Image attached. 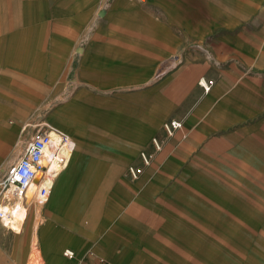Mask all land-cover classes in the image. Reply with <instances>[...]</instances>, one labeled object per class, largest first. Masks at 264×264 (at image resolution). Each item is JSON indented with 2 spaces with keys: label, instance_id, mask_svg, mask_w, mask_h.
<instances>
[{
  "label": "crops",
  "instance_id": "1",
  "mask_svg": "<svg viewBox=\"0 0 264 264\" xmlns=\"http://www.w3.org/2000/svg\"><path fill=\"white\" fill-rule=\"evenodd\" d=\"M189 1L193 9L215 12L212 38L222 49L211 54L210 91L194 86L192 101L184 100L192 107L170 118L185 130L153 155L137 180L128 168L141 164L140 152L152 154L159 137L147 142L135 122L129 132L98 133L112 148L78 147L45 197L39 221L20 231L0 226V264H27L34 236L42 264H264V0ZM3 10L2 169L31 132L20 127L28 111L18 99L25 87L9 83V44L19 36L11 38ZM20 65L15 72L26 75ZM165 117L170 120L168 112L154 120Z\"/></svg>",
  "mask_w": 264,
  "mask_h": 264
},
{
  "label": "rangeland",
  "instance_id": "2",
  "mask_svg": "<svg viewBox=\"0 0 264 264\" xmlns=\"http://www.w3.org/2000/svg\"><path fill=\"white\" fill-rule=\"evenodd\" d=\"M1 3L0 12L4 9L2 13L10 21L11 38L19 36L18 42L9 44V83L25 87L26 96L18 99L28 111L20 127H26L25 132L41 122L57 127L73 139L72 157L80 146L112 148L106 139L98 138V133L111 136L129 132L131 121L135 122L138 136L147 132V142L165 133L163 140L154 138L160 150L152 140L154 152L149 154L155 156L178 132L168 136L164 128L168 117L160 123L154 119L166 112L169 119L177 118L192 107L184 100L192 101L194 86L208 93L213 85L211 54L222 49L212 38L215 28L210 19L216 18L215 12L193 9L189 0H160L155 7L136 0ZM1 58L0 49V62ZM14 63L18 67L25 63L26 75L15 72L18 67ZM203 80L208 90L202 86ZM63 107H67L66 116L57 112ZM184 130L183 125L179 133ZM30 137L31 132L20 150ZM16 148L5 170L14 163ZM144 148L143 143L139 151ZM146 167L141 160L137 166L140 176ZM44 199L40 197L30 213L32 209L40 211ZM32 218L30 215L23 227L30 221V226L38 222L40 215ZM29 253L27 264H42L40 254L28 259Z\"/></svg>",
  "mask_w": 264,
  "mask_h": 264
},
{
  "label": "built area",
  "instance_id": "3",
  "mask_svg": "<svg viewBox=\"0 0 264 264\" xmlns=\"http://www.w3.org/2000/svg\"><path fill=\"white\" fill-rule=\"evenodd\" d=\"M136 1L145 3L147 0ZM204 88L209 89L207 86ZM164 128L168 136H173L176 132L183 130V125L180 120L171 119L164 124ZM154 144L157 150L161 149L157 139H154ZM74 149L75 143L67 133L48 123L41 122L35 125L18 160L12 163L7 170L0 168L3 174L0 177V221L10 216L12 209L18 210L20 206L26 204L25 194L29 188L36 186L35 180L39 173L44 174L46 184L49 181L46 174L52 176L51 188L44 185L39 188L40 194L49 198L54 181L67 168ZM140 157L143 165H150L151 154L143 151ZM140 171L139 168L130 166L127 174L132 180H137ZM65 255L73 257L74 253L66 250Z\"/></svg>",
  "mask_w": 264,
  "mask_h": 264
},
{
  "label": "bare ground",
  "instance_id": "4",
  "mask_svg": "<svg viewBox=\"0 0 264 264\" xmlns=\"http://www.w3.org/2000/svg\"><path fill=\"white\" fill-rule=\"evenodd\" d=\"M54 128H56V127H54ZM54 138H56V136H54ZM45 164H47V162H45ZM46 177L49 178L48 184H46L47 181L44 180V174L43 173H39L37 175L36 180H35L36 186L29 188L25 194L26 204L24 206H20V209H18V210L12 209L10 216L5 217L3 220L0 221V226L7 227V228L14 230V231H20L23 227V224H25L26 220L28 219V217L30 215L32 217H34L32 219H35V218L37 219L40 211H35L32 209V212L30 213V209L36 208L37 201L40 202V200H39L40 197L42 199L46 197V196L40 194V192H39L40 186L44 185V186H47L48 188H51V184L53 183V181L51 180L52 176L46 174ZM36 242H37V239L34 236L32 249H31V253H30L31 257L39 256L40 252H38L35 248ZM35 258H34V260H35ZM32 261H33V259H32Z\"/></svg>",
  "mask_w": 264,
  "mask_h": 264
}]
</instances>
